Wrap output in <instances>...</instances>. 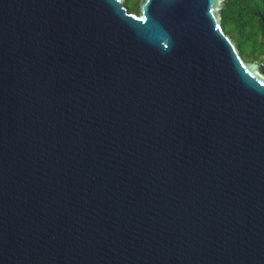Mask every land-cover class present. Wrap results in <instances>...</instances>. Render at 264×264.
<instances>
[{
    "label": "water",
    "instance_id": "water-1",
    "mask_svg": "<svg viewBox=\"0 0 264 264\" xmlns=\"http://www.w3.org/2000/svg\"><path fill=\"white\" fill-rule=\"evenodd\" d=\"M225 0H0V264H264V63Z\"/></svg>",
    "mask_w": 264,
    "mask_h": 264
},
{
    "label": "trees",
    "instance_id": "trees-1",
    "mask_svg": "<svg viewBox=\"0 0 264 264\" xmlns=\"http://www.w3.org/2000/svg\"><path fill=\"white\" fill-rule=\"evenodd\" d=\"M139 0H125L137 12ZM221 26L245 60L264 63V0H225Z\"/></svg>",
    "mask_w": 264,
    "mask_h": 264
},
{
    "label": "flooded vegetation",
    "instance_id": "flooded-vegetation-1",
    "mask_svg": "<svg viewBox=\"0 0 264 264\" xmlns=\"http://www.w3.org/2000/svg\"><path fill=\"white\" fill-rule=\"evenodd\" d=\"M140 1V0H139ZM140 12V10H139V2H138V10H137V12H135V13H139Z\"/></svg>",
    "mask_w": 264,
    "mask_h": 264
},
{
    "label": "rangeland",
    "instance_id": "rangeland-1",
    "mask_svg": "<svg viewBox=\"0 0 264 264\" xmlns=\"http://www.w3.org/2000/svg\"><path fill=\"white\" fill-rule=\"evenodd\" d=\"M135 2V0H130V3Z\"/></svg>",
    "mask_w": 264,
    "mask_h": 264
}]
</instances>
